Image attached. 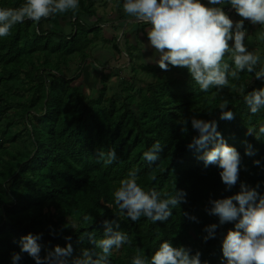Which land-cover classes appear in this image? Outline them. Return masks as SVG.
Returning <instances> with one entry per match:
<instances>
[{
	"label": "trees",
	"instance_id": "16d2710c",
	"mask_svg": "<svg viewBox=\"0 0 264 264\" xmlns=\"http://www.w3.org/2000/svg\"><path fill=\"white\" fill-rule=\"evenodd\" d=\"M94 1L79 0L75 12L39 22L26 19L0 38V264H12L11 254L20 251L17 241L27 233L42 235L41 256L54 245L64 247L69 242L65 237H71V264L83 249H93L81 237H103L105 220H116L117 230L131 241L112 250L109 264H132L138 254L150 259L165 240L191 254L199 252L201 264H225L222 240L235 222L220 224L206 209L212 200L239 192L241 184L259 185L257 191L264 195V137L248 134V128L258 130L264 124V109L252 115L243 99L264 87V80L243 71L238 80L229 77L222 91L212 87L204 92L186 68L169 65L165 71L159 65L129 63V78L121 77L115 87L106 83L112 71L101 74L98 94L92 97L82 84L72 83L76 76L66 70L73 59L87 60L90 43L101 34ZM23 3L0 0V8ZM255 30L249 36L253 41ZM245 46L251 52L258 48L254 43ZM111 47L117 50L115 43ZM256 53L259 70L264 50ZM225 60L231 63L229 55ZM137 67L151 80L139 78ZM224 100L234 113L232 120L219 118ZM193 116L215 120L225 142L240 153L239 178L230 189L217 165L205 167L201 153L188 149L198 135L191 127ZM182 120L189 121L184 132ZM156 142L164 148L160 159L149 163L143 153ZM249 146L252 155L245 152ZM113 149L117 159L106 165L99 153ZM133 170L145 191L183 190L184 202L172 207L164 221L144 216L132 221L119 212L112 193ZM210 224L217 225L215 236L205 240ZM21 255L19 264H35L26 253Z\"/></svg>",
	"mask_w": 264,
	"mask_h": 264
},
{
	"label": "clouds",
	"instance_id": "9594fccd",
	"mask_svg": "<svg viewBox=\"0 0 264 264\" xmlns=\"http://www.w3.org/2000/svg\"><path fill=\"white\" fill-rule=\"evenodd\" d=\"M227 3L241 18L233 21L220 5ZM212 5V6H209ZM79 0H25L19 8H0V38L10 35L14 25L26 19L39 22L53 14L75 12ZM128 17L139 23L149 24L147 31L149 46L159 54L156 63L167 71L169 65L183 67L199 85L201 91L207 92L215 87L222 91L229 85V77L239 79V73L247 71L255 79L264 80V67L257 70L261 63L259 54L251 52L245 46L247 34L244 21L264 26V0H208V5L201 0H124L122 5ZM257 39L264 41V31L257 34ZM232 41V45H229ZM229 55L231 63L225 60ZM243 92V89H241ZM244 103L252 115L264 109V87L247 92ZM228 101L219 104L220 119L232 120L234 113L227 108ZM188 120H182V132L187 131ZM194 135L187 144L189 150L201 153L198 157L205 167L217 165L220 178L227 188L233 187L239 178L240 153L227 144L217 130L215 120L208 121L190 118ZM248 134L260 140L264 137V124L258 130L248 128ZM163 146L156 142L143 153L144 159L154 163L160 159ZM252 155L251 147L245 150ZM99 156L104 163L111 164L117 159L115 150ZM254 163L259 166L260 161ZM259 185H257V188ZM257 188L241 184L240 191L232 196L212 200L206 209L209 215L218 217L219 223L235 222L222 240V254L225 264H264V195ZM114 203L121 214L132 221L144 216L152 222L164 221L171 215V208L184 202L186 193L175 190L172 193H161L155 189L145 191L137 183V171H129L128 177L120 181L112 193ZM195 219V217H189ZM216 224L206 226L205 240L214 238ZM103 237L96 239L92 233L81 237L87 238L93 249H83L79 257L72 259L71 264H109L113 249H120L125 243H131L128 235L118 231L116 220L103 221ZM41 234L27 233L17 241L20 251L11 254L12 264H19L21 253L30 256L35 264H69L73 248L71 237H65L64 247L54 245L41 256V245L38 241ZM200 253L191 254L183 246L173 247L168 241L160 243L150 259L142 255L132 258V264H201Z\"/></svg>",
	"mask_w": 264,
	"mask_h": 264
},
{
	"label": "rangeland",
	"instance_id": "374dc122",
	"mask_svg": "<svg viewBox=\"0 0 264 264\" xmlns=\"http://www.w3.org/2000/svg\"><path fill=\"white\" fill-rule=\"evenodd\" d=\"M245 29H246L247 34L245 36L244 43L248 45H252L253 43L256 44L258 48L252 50L255 53L260 50H264V41H258V42L256 40L253 41V39H251L252 36L249 37L253 29L250 30L247 27ZM108 32L112 35H115L117 33V31H114V30L112 31L109 30ZM119 34L120 33L115 35V37L113 36L109 38L105 37L109 41L106 43V45L102 44V47L104 46L106 48L111 49L110 46H112V43H115L117 46V50H115L114 53L108 52V54H110L111 57H114L116 53L118 54L122 52L121 57L115 60L114 59H110V60L104 59V53L102 52L104 50L101 49V43L105 41H104V38L101 36H106V34L105 32H103L98 35L100 39L99 41L94 40L89 45L90 48L88 49V56L89 58H92V59L86 60L83 63L77 59H73L69 68L66 70L68 76H76L75 77L76 79L72 83L82 84L83 90L87 91V93H89V95L92 97L98 94V88L100 86L99 78H101V74H107L108 72L112 71L108 73V74H111V76L108 77V80L106 81V83L110 86L113 85L115 87H118L117 83L121 77L129 78L132 75L130 71V67L128 66L129 63H132L135 66L137 64L158 66V64L156 63V60L159 59V54L156 51L152 54L148 53L149 56H147V58H145L146 51L140 52L139 51L141 50L140 48H138L137 50L131 51L130 53L128 50L125 49L124 45L118 41V38L120 36ZM246 37H249V39ZM246 39L248 40L246 41ZM254 39H256L255 36H254ZM231 45H232V42H231ZM93 59H95L96 61L93 62ZM130 59H132L131 62H129ZM137 70H138L137 76L139 78H142V79L144 78L146 81L151 80V78L148 76L146 72L142 71L139 68ZM134 84L136 86H139L140 85L139 79L135 81Z\"/></svg>",
	"mask_w": 264,
	"mask_h": 264
},
{
	"label": "crops",
	"instance_id": "0c3cea01",
	"mask_svg": "<svg viewBox=\"0 0 264 264\" xmlns=\"http://www.w3.org/2000/svg\"><path fill=\"white\" fill-rule=\"evenodd\" d=\"M94 8L96 11V18L98 25L102 28L101 33L105 32L106 36H102L106 41L101 43V49L104 50L102 51L104 53V59L110 60V59H117L122 56V52L116 53L114 57H111L108 52L114 53L115 51L112 50V47L110 46L111 49L102 47V44L106 45V43L109 41L105 37L109 38L111 36L115 37L118 33H120L118 41L121 42L125 49L128 50L130 53L131 51L139 50L140 52L146 51L145 52V58H147L148 53L152 54L156 50L149 46L148 43V37H147V31L151 27L149 24L146 23H139L135 20V18L128 17L122 8L124 0H95L94 1ZM201 3H204L205 5H208V0H201ZM212 6V5H209ZM220 7L223 8L225 13L228 12V10L231 8L230 5L225 3L224 5H220ZM229 17L235 22L239 19H241L238 14L235 12V10L229 15ZM90 18L88 21L93 22L96 19ZM253 28L255 30L256 28L259 29L256 31L255 35V40L258 42L260 40L257 39V34L261 31H264V26H261L259 24L253 25L249 21L245 20L244 21V28ZM109 30H114L117 31L115 35L110 34L108 31ZM253 32V31H252ZM100 39L98 38L97 41ZM248 39H246L247 41ZM232 41H229L231 45ZM121 44V45H122ZM138 51V52H139ZM100 52V51H99ZM92 59V58H87V60Z\"/></svg>",
	"mask_w": 264,
	"mask_h": 264
},
{
	"label": "water",
	"instance_id": "95a60500",
	"mask_svg": "<svg viewBox=\"0 0 264 264\" xmlns=\"http://www.w3.org/2000/svg\"><path fill=\"white\" fill-rule=\"evenodd\" d=\"M233 11L234 9L230 8L226 14L229 16Z\"/></svg>",
	"mask_w": 264,
	"mask_h": 264
}]
</instances>
